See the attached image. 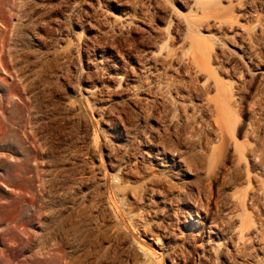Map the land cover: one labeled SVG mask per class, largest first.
Returning a JSON list of instances; mask_svg holds the SVG:
<instances>
[{
  "label": "rangeland",
  "instance_id": "374dc122",
  "mask_svg": "<svg viewBox=\"0 0 264 264\" xmlns=\"http://www.w3.org/2000/svg\"><path fill=\"white\" fill-rule=\"evenodd\" d=\"M0 264H264V0H0Z\"/></svg>",
  "mask_w": 264,
  "mask_h": 264
},
{
  "label": "bare ground",
  "instance_id": "6f19581e",
  "mask_svg": "<svg viewBox=\"0 0 264 264\" xmlns=\"http://www.w3.org/2000/svg\"><path fill=\"white\" fill-rule=\"evenodd\" d=\"M210 46V45H209ZM239 247V246H238ZM241 247H242V245L240 246V248H238V250H240L241 249Z\"/></svg>",
  "mask_w": 264,
  "mask_h": 264
}]
</instances>
